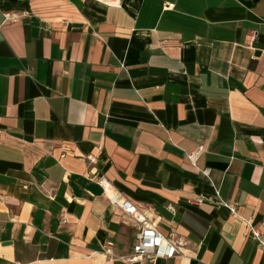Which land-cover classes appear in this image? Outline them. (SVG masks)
Here are the masks:
<instances>
[{"label": "crops", "instance_id": "obj_1", "mask_svg": "<svg viewBox=\"0 0 264 264\" xmlns=\"http://www.w3.org/2000/svg\"><path fill=\"white\" fill-rule=\"evenodd\" d=\"M119 195L264 264V0H0V264H131Z\"/></svg>", "mask_w": 264, "mask_h": 264}, {"label": "built area", "instance_id": "obj_2", "mask_svg": "<svg viewBox=\"0 0 264 264\" xmlns=\"http://www.w3.org/2000/svg\"><path fill=\"white\" fill-rule=\"evenodd\" d=\"M173 7V4L167 6L169 9ZM202 152L203 147L198 148V150L189 155L190 160L195 163ZM88 160L92 161L90 158ZM100 184L107 190L106 183L103 180ZM110 200L114 206L120 208L126 215L137 219L141 223L140 231L133 247V254L128 258L131 264L144 261L172 260L182 256L183 248L186 246V241L183 238L167 237L155 226L147 223L145 219L138 218L137 208L131 201L124 199L121 195L112 196ZM251 233L259 246L264 248V235L262 232L252 229Z\"/></svg>", "mask_w": 264, "mask_h": 264}]
</instances>
